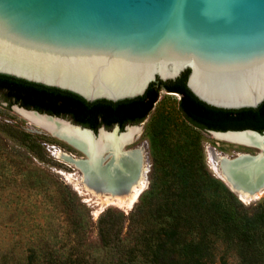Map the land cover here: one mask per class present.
I'll list each match as a JSON object with an SVG mask.
<instances>
[{
  "label": "rangeland",
  "instance_id": "rangeland-1",
  "mask_svg": "<svg viewBox=\"0 0 264 264\" xmlns=\"http://www.w3.org/2000/svg\"><path fill=\"white\" fill-rule=\"evenodd\" d=\"M1 97L0 93V264H43L49 251L62 256L71 252L72 260L83 257L88 264H120L119 247H137L133 261L124 264H159L154 248L157 232L179 225L183 241L200 242L199 233L185 227V220L196 213L213 223V233L203 240L202 261L264 264V190L246 203L234 195L241 203L234 207L230 191L218 178L217 158V154L256 155L260 150L190 126L178 111L179 95L161 90L149 115L136 125L139 132L122 148V152L141 151L146 171L144 190L132 204L109 202L108 194L100 197L90 190L83 170L59 155L83 160V152ZM108 156L106 152L104 160ZM233 217L249 223L251 243L238 241L242 235L228 220ZM222 222L229 224V236L222 234ZM100 229L107 236L106 247ZM241 243L244 249L243 244L239 248ZM166 246L178 248L173 240ZM176 258L171 264H194L192 257ZM162 261L168 264L167 257Z\"/></svg>",
  "mask_w": 264,
  "mask_h": 264
},
{
  "label": "water",
  "instance_id": "water-1",
  "mask_svg": "<svg viewBox=\"0 0 264 264\" xmlns=\"http://www.w3.org/2000/svg\"><path fill=\"white\" fill-rule=\"evenodd\" d=\"M0 78L75 95L92 108L140 103L161 81L170 89L187 78V88L223 114L264 112V0H0ZM14 109L64 121L95 141L101 132L124 133L118 126L93 131ZM207 133L254 134L261 138L260 152L244 162L264 155V133ZM71 144L86 156L69 158L82 171L88 152ZM105 160L98 174L109 173L111 158ZM237 161L236 155L224 164L241 184L252 185ZM115 173L126 188L135 181ZM262 177L252 188H264Z\"/></svg>",
  "mask_w": 264,
  "mask_h": 264
},
{
  "label": "trees",
  "instance_id": "trees-1",
  "mask_svg": "<svg viewBox=\"0 0 264 264\" xmlns=\"http://www.w3.org/2000/svg\"><path fill=\"white\" fill-rule=\"evenodd\" d=\"M186 81L187 78L170 89L161 81V84L140 103H104L95 108L91 107L89 101L75 95H56L1 78L0 93L2 95L1 100L7 105H18L26 110H34L41 114L69 119L73 124L97 131L100 127L111 129L114 126H118L120 130H123L127 125H138L142 123L157 102L159 92L165 90L167 93L179 95V113L190 126L197 130L202 132L252 130L258 133H264V112L223 114L206 106L199 100L187 88ZM227 194L234 207L241 206V203L233 193L227 192ZM106 214L108 213L100 217L99 223L103 221ZM228 220L237 228V233L242 235L238 241H248V243H251V230L248 229L250 227L249 223L236 222L235 217L228 218ZM185 224L188 225H185V227H189L190 229H188L191 232L199 233L200 242L189 244L183 241L184 233L179 225H176L174 230L160 229L155 238L158 241H154V243H157L154 248L155 252H157L155 255L157 257L156 259H159L157 261L159 264H165L162 261L164 257H167L168 264H171V260H176V257H192L194 264H207L202 261L200 253L205 249L203 248L204 246L202 247L203 240L207 239L213 233L212 228H210V226H213V223L209 219H206L205 215L196 213L187 221L185 220ZM219 224L221 226L223 225L222 234L229 236L227 232V225L229 224L226 222ZM99 236L101 243L105 247L108 246L106 242L107 236L101 229L99 230ZM169 240H173L176 243L177 250H170L167 246L164 247ZM244 245V243L239 244V248L241 246L244 249ZM117 251L119 260L121 259L123 261H119V263L124 264L125 260L128 262L133 261L132 259L137 253V247L129 249L119 247ZM71 256V252L67 253L66 256L65 254L62 256L49 251L44 255L43 264H88L83 257L78 261L72 260Z\"/></svg>",
  "mask_w": 264,
  "mask_h": 264
},
{
  "label": "bare ground",
  "instance_id": "bare-ground-1",
  "mask_svg": "<svg viewBox=\"0 0 264 264\" xmlns=\"http://www.w3.org/2000/svg\"><path fill=\"white\" fill-rule=\"evenodd\" d=\"M17 112L48 129L56 136L64 138L69 142L74 141L83 145L89 155L88 160L85 162L86 166L82 167L84 172V183L90 190L94 191L100 197L108 194L109 196H106V201L110 202L118 199L132 204L135 198L144 190L145 185L143 180L145 179L146 171L143 167L141 151L134 150L122 152V148L132 141L134 135L139 132L140 128H128L126 132L120 135H117L115 131L111 133L101 132L99 140L95 141L90 133L71 127L64 121L53 120L23 111ZM214 137L229 142L261 147V138L251 133L223 134L214 135ZM106 152L109 153L108 157L111 158L109 173L98 174L97 166L98 164L104 162V154ZM59 155L61 156L60 158H63L69 163H71L69 158L77 159L63 152H60ZM246 157V153H240L238 155L237 162L239 165L236 169L237 171L243 170L249 172L252 180V185L250 186L249 184H241L239 181L241 180V177H235L226 168V165L224 164L225 161H229L233 158L217 154V158L219 159V168H217L220 169L218 178L225 185L227 184V186H229L235 194H237V197L245 203L256 200V196L264 190V188H258L256 190L252 188L253 185L255 186V180L258 179L260 174L263 176L262 179H264V155L253 158L251 161L244 162L245 159L243 158ZM123 163L127 166H123ZM215 166H217V164ZM115 170H119L122 173L121 175H123L127 180L135 181L129 184L127 188L124 187L122 183L120 184L117 181L119 180V176L116 175ZM234 183H237V185Z\"/></svg>",
  "mask_w": 264,
  "mask_h": 264
}]
</instances>
